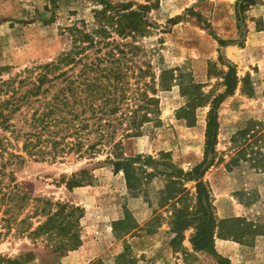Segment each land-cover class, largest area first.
Instances as JSON below:
<instances>
[{
  "label": "rangeland",
  "instance_id": "rangeland-1",
  "mask_svg": "<svg viewBox=\"0 0 264 264\" xmlns=\"http://www.w3.org/2000/svg\"><path fill=\"white\" fill-rule=\"evenodd\" d=\"M100 2L147 8L144 14L150 24L149 33L138 39L144 52L137 61L140 66L151 65L157 78L163 72L182 73L183 80L179 82L203 85L205 94L214 90L217 96L223 90L216 87V78L208 77L212 65L219 71L234 67L241 80L251 77L255 89L252 96L242 93L241 83L236 93L217 109V158L228 161L233 154L235 133L247 121L264 118V0H253L243 9L240 0H0V79L8 81L23 75L26 69L55 62L70 48L63 31L81 21L90 31L93 11L99 9ZM179 82L171 83L169 89L158 88L160 113L150 116L139 136L124 138L126 157L157 158L166 153L185 172L203 164L210 107L199 109L193 124L181 118L179 113L188 100L182 95ZM20 118L19 112L10 123L21 127ZM122 135L120 131L117 139H122ZM13 138L0 126V140H11L13 145L8 146L4 159L7 153L20 155L5 173L13 177L30 200L18 222L4 223L0 214V264H127L118 259L123 253L132 258L133 264H217L214 255L192 250L190 232L182 247H171L168 215L156 206L157 190L163 187L161 179H155L148 187V196L132 197L123 175L113 172L105 154L94 160L73 155L65 159H36L22 149L23 138L18 142ZM247 166L228 171L223 162L211 164L209 159L203 167L202 170L207 167L204 180L219 219L246 216L264 222V171L253 172ZM81 172L86 174L85 184L69 189L68 180ZM240 191L256 192L258 203L245 208L237 196ZM36 199L83 210V215L76 212L73 218L78 221L72 234L81 237L79 248L53 253L46 236L35 240L24 232L28 224L34 230L44 223L50 210L56 209ZM155 213L163 215L159 229L156 224L149 226ZM128 217L138 227L135 234L115 233L114 225ZM24 218L26 224H19ZM215 248L232 264H264V235L243 242L217 239Z\"/></svg>",
  "mask_w": 264,
  "mask_h": 264
},
{
  "label": "trees",
  "instance_id": "trees-1",
  "mask_svg": "<svg viewBox=\"0 0 264 264\" xmlns=\"http://www.w3.org/2000/svg\"><path fill=\"white\" fill-rule=\"evenodd\" d=\"M240 1L242 9L253 3V0ZM98 6L99 9L93 11L90 31L85 21L74 23L63 31L70 48L55 62L26 69L23 75L8 81L0 79L1 128L14 137V142L23 138L22 149L36 159L45 156H51L53 160L65 159L73 155L77 159L94 160L105 154V161L113 172L123 175L132 197L148 196V187L155 179H161L163 187L157 190L156 206L168 215L171 247L174 250L182 247L190 232L188 242L194 252L214 255L217 264H232L228 258L216 253V240L243 242L262 236L264 222L246 216L219 219L204 180L207 167L202 169L210 159L211 164L223 162L228 171L245 165L253 172L264 171V118L247 121L235 133L233 154L228 161L217 158L216 152L217 109L227 97L236 93L241 83L242 93L252 96L255 89L251 77L248 75L241 80L234 67L219 71L215 64L212 65L208 77L216 78V87L223 90L217 96H214V90L205 94L203 85L179 82V79L183 80L182 73L163 72L157 78L151 65L143 63L140 66L137 61L139 54L144 52L138 39L149 33L150 24L144 14L147 8L134 9L130 3L115 6L106 2H100ZM173 82H179L177 85L188 100L179 113L188 123L196 122L199 109L210 107L205 160L189 172L175 166L166 153L157 158L147 155L128 158L124 153V138L139 136L150 116L160 113V102L156 99L158 88L169 89ZM19 112L21 127L10 123ZM120 131L123 138L117 139ZM8 146H13L11 140H0V214L7 224L18 222V216L30 200L13 177L5 173L14 159H20V155L12 153H7L4 159ZM85 178L84 172L74 174L66 185L73 190L85 184ZM237 196L245 208L259 201L256 192L240 191ZM45 202L49 208L54 206L56 209L50 210L44 223L34 230L28 224L24 232L35 240L46 236L53 253L64 254L79 248L81 237L72 234L73 225L78 221L73 218L76 212L83 215V210L70 204ZM154 215L149 226L156 224L159 229L163 215ZM26 222L27 218H24L19 224ZM134 224L128 217L117 222L114 231L134 235L138 228ZM118 259L133 264L128 254L123 253ZM10 263L17 264L16 261Z\"/></svg>",
  "mask_w": 264,
  "mask_h": 264
}]
</instances>
